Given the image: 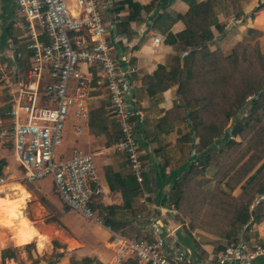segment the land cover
<instances>
[{"label":"built area","instance_id":"built-area-1","mask_svg":"<svg viewBox=\"0 0 264 264\" xmlns=\"http://www.w3.org/2000/svg\"><path fill=\"white\" fill-rule=\"evenodd\" d=\"M27 32L28 68L18 78L4 77L10 107L7 120L0 118V139L13 151L24 177L35 184L52 177L62 203L92 222L101 224L92 204L103 195L92 154L74 151L66 159L58 154L71 116L77 129L89 116L87 102L91 81L82 66L99 67L110 102V114L118 124L120 140L114 146L127 158L144 191L146 167L134 122L135 111L126 96L127 74L114 55L111 33L115 27L112 0H14ZM160 42L159 38L155 39ZM8 178L0 173V187ZM148 196H146L147 198ZM155 241L117 237L112 243L115 263L132 257L140 264H189L184 250L171 245L154 222ZM264 232V226H263ZM264 258V240L252 245L231 244L217 264L235 261L255 264Z\"/></svg>","mask_w":264,"mask_h":264},{"label":"crops","instance_id":"crops-1","mask_svg":"<svg viewBox=\"0 0 264 264\" xmlns=\"http://www.w3.org/2000/svg\"><path fill=\"white\" fill-rule=\"evenodd\" d=\"M0 1L2 5V14H0L1 52L8 48L9 42L15 39L18 29L22 26L17 20L19 13L15 1ZM118 1L121 0H114V2ZM152 1L134 0L142 6L150 5ZM188 10L189 6L182 0H171L168 6L164 10H160L159 13L165 12L176 20L170 32L177 34L186 27L182 17ZM129 12L130 10L126 8L120 14H114L115 23L122 21L129 15ZM157 12V10L142 11L138 19L130 23V30L133 32L131 40H128L127 33L118 34L116 30L111 33L114 55L124 70L130 71L127 74L130 89L126 99L135 111L134 122L140 142L142 160L146 167L144 191L138 192V183L132 174L126 156L117 152L114 148L116 143L110 142L107 138L113 135V133L108 134L111 129L114 128V140L120 131L117 122L110 114L109 96L107 97L106 94L107 89L101 70L99 67L82 66L84 74L91 81V93L87 102L89 120L87 123L82 120V128L79 131L77 129L78 118L75 116L69 118L64 131L65 138L60 148L66 147L70 154L68 153V156L61 155L68 159L74 151L92 154L96 163L99 182L103 188V195L99 197L95 211L96 215L102 219V223L93 222L94 226L90 229L91 232L87 234L90 238V250L85 252V248L81 246L77 252L80 253L82 259L92 257L104 264L105 261H110L113 256L109 255L110 253L107 251L106 253L99 251L96 249V245L105 241L107 243L109 237H114V240L119 236L128 239L137 238L136 236L113 232L105 225L106 222L109 224L118 222L131 226V228L141 229L144 238L147 239L148 236H152L155 240L158 237L154 234L152 226L156 222L161 227L164 238L171 242L172 246L184 250L189 264H217L218 256L231 244H235L236 239H239L240 243L245 242L248 245H252L258 240H264V223L254 224L248 229L246 227L237 236L232 237L234 240L216 237L204 239L197 234L196 229L191 227L189 223L179 221L175 215V207L171 202L174 181L179 177H185L186 170L194 162L195 156L191 151L192 144L180 142L183 135H186L191 129V123L189 120L185 121L181 113L182 110L176 109L177 104H180L179 85L173 84L166 91L161 90L168 82L166 75L182 69L185 58L191 50L188 49V53H184L186 48L182 44L168 45L166 43V36L162 34L160 28L153 26ZM19 17L21 18L20 15ZM217 18L218 22L222 23L220 17ZM213 27L216 28V26ZM212 30L214 32V28ZM156 38L160 39L159 43H156ZM26 56H28L27 49ZM159 67H163L165 72L155 77ZM101 108L108 111L111 124L104 120L101 125H94L93 131H91L90 114ZM3 146L5 144L0 142V164L2 161L5 162L0 173L6 175L9 169H13V166L16 171L17 165L21 169L11 148L6 145L8 149H5ZM106 173L111 178L112 190ZM6 177L9 181L13 175H6ZM20 186L25 189L22 185ZM25 190L31 194L28 189ZM20 192L14 191L12 193L15 194V197L11 202L17 203L21 200ZM146 196L148 197L146 198ZM19 220L13 219L15 228L4 229L10 234L18 233L21 230ZM33 228L36 229L35 226ZM25 245L27 244L18 245L14 237L12 244L11 242L2 244L0 249ZM118 264H122V261ZM229 264L241 263L235 261ZM255 264H264V258L257 259Z\"/></svg>","mask_w":264,"mask_h":264},{"label":"rangeland","instance_id":"rangeland-1","mask_svg":"<svg viewBox=\"0 0 264 264\" xmlns=\"http://www.w3.org/2000/svg\"><path fill=\"white\" fill-rule=\"evenodd\" d=\"M263 2L264 0H242L244 14L250 16L254 13V19L245 17L243 20H236V12L232 1L219 0L216 9V17L213 19L212 23V28H214V34L217 39L209 44V50L211 52L218 51L224 58H228L232 56L238 45H242L249 46V51L257 48L260 51V54L264 57V9H259L253 12L255 8ZM1 8L2 5L0 1V14H2ZM217 17H220L222 23L218 22ZM17 20L22 27L18 29L15 39H13L12 42H9L8 48L5 51L0 52L2 53L0 55V108L7 105L8 102L6 92L3 89L4 77L18 78L23 74L25 67L27 66L26 24L19 15H17ZM213 26H216V28ZM188 51V49H185L184 53H188ZM202 74L198 76L196 82L198 84L194 86V90L188 91V96L186 97L180 96V104L178 106L182 108L181 113L186 122L188 121V118L185 116L184 109L188 107L185 105L188 100H190L188 104H191V107H188L187 110H190V112L198 110L201 105L207 107L209 112L218 110L221 106L216 98L206 101L203 97H200V95L206 92V83L201 79L207 78L206 76H208ZM213 83L214 78L211 79V85H213ZM262 92V95H264V91ZM106 94L108 97L107 90ZM262 95L260 94L259 97ZM217 96L221 97V94L219 93ZM249 100L255 101L256 98H250ZM253 119H255V121H252ZM238 122L241 124L252 122L254 127L247 132L245 136L231 137V140L235 142L231 147L227 146V144L220 145L221 142L216 143L217 148L211 152L219 153V151L222 150L224 154L220 159L216 160V158H214V160L210 161L208 165L199 163L198 159L201 155L199 152L195 153L191 146V151L195 157L193 160L194 162L189 165L190 167L188 166L186 172L191 169V165H195L197 170L204 169L205 172L202 175L195 174L197 171L194 169V175L188 181V185L193 187L199 184V182L205 180L204 183H206V185L204 188L207 191H213V194L210 195V201H213L215 204L210 202V207L198 212L197 221H193L189 218H185L183 221H186L185 223H189L191 227L195 228L197 234L204 239L212 237L223 239L214 235L211 231L214 223L212 210L216 204L229 207L233 206L232 203L227 201L228 197L226 195L242 200L243 203L253 199L252 209L261 200L264 201V195L261 196L257 194L259 187L264 182V175L260 177L264 173V169L262 172H258L264 164V158L258 156L257 151L252 146L257 132L264 125V108L253 110L251 104L247 103L239 110L236 117L229 120L227 125L229 128L228 132L231 131ZM112 133L113 135L107 137L110 142L114 141V128L111 129L108 134ZM0 142L2 143L1 139ZM198 142L199 139L195 138V144ZM3 147L8 149L6 145ZM68 153L70 154V151L66 147L59 148L58 150L59 155L64 154L68 156ZM16 169L17 170L15 171L13 166V169L7 171L6 175H13V177L9 179L6 186L0 187V198L3 199L5 197V200L3 201H9L7 206L2 209L0 208L2 210H0V248L2 244H7L9 242L12 244L14 240L16 233L10 234L9 231H6L4 228H15V223L12 220L16 218H13L10 212L11 209L18 208H20L19 210L22 213V217L19 218V227H21V229L26 228L27 226L26 224H23V221L24 219L26 221L28 220L29 226H35L38 235L45 238L47 244L45 243L43 249H39V236H37L38 238L36 237L37 239H34L31 242L34 243L33 247L28 249L24 246L17 247L16 259L7 260L5 264H49L51 262H57V264H71V259L81 260L82 257L80 256V253L77 252V249L83 246L82 248H85V252L90 250V238L87 234L91 232L90 229L94 226V223L90 220H86L79 214L64 206L55 190L52 177L46 178L42 183L39 182L32 184L26 180L23 171L18 165L16 166ZM254 178L255 180H253ZM257 180L258 182L254 185ZM20 185L30 191V197L24 202L21 200L17 203L11 202L15 197V194L12 193H14V191L20 192ZM185 202V200L182 201L179 209L174 208L177 218L182 215ZM8 215L12 220L9 219ZM2 222H8L11 226L5 227ZM243 230L244 229H230L226 239L234 240L232 237L237 236L238 233ZM107 239V243L106 241L101 242L96 245V249L104 253L107 251V253H110L109 255L113 256L110 261H105L104 264H115L114 247L112 245L114 237H109ZM59 253H64V257L58 258L57 254ZM128 260L139 263L128 255V257L126 256L122 259V264ZM0 264H3L1 261V251Z\"/></svg>","mask_w":264,"mask_h":264},{"label":"trees","instance_id":"trees-1","mask_svg":"<svg viewBox=\"0 0 264 264\" xmlns=\"http://www.w3.org/2000/svg\"><path fill=\"white\" fill-rule=\"evenodd\" d=\"M171 0H153L148 6H142L141 4L134 2V0H121L114 3L111 10L114 14H120L126 8L130 10L129 15L123 18L122 21L115 24V29L118 34L127 33L128 40L133 38V32L130 30V23L138 19L142 11L151 12L157 10V16L154 20L153 26L160 28L163 35L166 36V43L168 45L182 44L186 49H190L191 52L185 58L184 67L182 69L170 72L166 75L168 82L163 90L166 91L173 84H178L179 96H188V91H193L194 86L197 85L198 76L208 75L207 78H202L206 83V92L200 95L206 101L211 99H217L221 106L218 110L209 112L207 107L201 105L198 110L190 112L187 110L191 107L188 104V100L185 105L188 106L184 109L185 116L191 123V130L181 139V143L189 142L192 144V148L195 153L199 152L201 157L198 159L199 163H208L214 158L220 159L224 152L222 150L219 153L211 152L217 148V144H227L231 147L234 145V141L231 137L245 136L254 126L253 123L241 124L238 122L234 128L228 132V122L231 118L237 116L239 110L250 103L253 110H259L264 108V95H259L264 91V57L260 54V51L256 48L249 51V46L238 45L232 56L224 58L220 52H211L209 50V44L213 43L217 38L212 30L213 19L216 17V9L219 0H182L189 6V10L182 17V21L185 24V29L177 34L170 32L174 19L165 12L159 13L160 10H164ZM236 12V20H243L245 17L254 19V13L250 16L244 14L242 9V0H231ZM259 9H264V2L261 3L253 12ZM222 29V28H221ZM30 53L27 56V66ZM165 72L163 67H159V71L154 75L160 76ZM214 78V83L211 85V79ZM173 79V82L171 80ZM208 79V81H207ZM221 97H218V94ZM250 98H256V100H249ZM201 104V103H198ZM177 104L176 109L182 108ZM10 107L5 105L0 108V118L7 120L9 117ZM255 117V115H254ZM111 124L109 120L108 111L104 108L93 111L90 114V128L93 131V127L101 125L103 121ZM252 121H255L253 119ZM120 132L117 138L113 142L117 143L120 140ZM195 138L199 139V142L195 144ZM216 144V145H215ZM253 148L257 151V155L264 158V125L257 132ZM212 147V148H211ZM5 166V162L0 164V171ZM264 166V164H263ZM263 166L258 172L263 171ZM190 167V166H189ZM194 169L197 171L195 174H204V169L197 170L195 165H191V169L186 172L185 177H179L174 181L172 188V205L179 209L183 200H185V206L182 210V215L178 216V219L183 221L185 218L197 221V213L210 207V195L213 191L205 190L204 181L191 187L188 185V181L193 177ZM249 169V168H248ZM109 173V172H108ZM106 176L109 181L111 190L113 189L111 178ZM264 173L260 176L262 177ZM256 178V177H255ZM255 178L253 180H255ZM252 180V181H253ZM259 180V179H258ZM255 182L254 185L258 182ZM138 193V192H137ZM258 195H264V182L257 191ZM227 201L232 203L233 206H224L216 204L212 210V217L214 220L212 226V233L220 238H226L230 229H247L254 224H262L264 222V201L261 200L254 208L253 199L246 203L242 200H238L234 197L226 195ZM214 203V202H213ZM215 204V203H214ZM92 208L96 211V204L93 203ZM204 207V208H203ZM113 232L122 233L127 236H136L139 240H146L149 242L155 241L154 237L148 236L147 239L143 237L142 230L137 228H131L118 222L105 224ZM236 244L240 243L239 239L235 240ZM34 246V243L25 245L26 249ZM17 247H7L1 250V261L3 264L7 260L16 259ZM58 258L64 257V253L57 254ZM49 264H57V262H51ZM71 264H103L96 258L86 257L81 260L71 259ZM124 264H140L132 260L126 261Z\"/></svg>","mask_w":264,"mask_h":264},{"label":"bare ground","instance_id":"bare-ground-1","mask_svg":"<svg viewBox=\"0 0 264 264\" xmlns=\"http://www.w3.org/2000/svg\"><path fill=\"white\" fill-rule=\"evenodd\" d=\"M20 189V191H21V201L22 202H24V201H26V200H28V198L30 197V194L28 193V192H26V190L25 189H23V188H19ZM8 197V196H7ZM5 198V197H4ZM2 199V198H0V208L2 209V208H4L5 206H7V203L9 202H7V201H3V200H5V199ZM8 200H9V198H8ZM21 203V202H20ZM11 206V205H10ZM8 208V207H7ZM0 209V210H1ZM20 208H18V209H11V215L13 216V218L15 217L16 219H19V218H21L22 216H21V211L19 210ZM22 209V208H21ZM5 210V209H4ZM2 211V210H1ZM8 217H9V215H8ZM11 217H9V219H10ZM10 220H12V219H10ZM22 220V219H21ZM13 221V220H12ZM20 221V220H19ZM4 225H5V227L6 226H11V224H9L8 222H6V223H4V222H2ZM11 223V222H10ZM14 224V223H13ZM23 224H26V228H24V229H21V230H19V232L18 233H16V235H15V240H16V242H17V244L18 245H24V244H29V243H31L37 236H39L38 235V233H37V231L35 230V228H33V227H31V225L29 226V222H28V220L26 221L25 219H24V221H23ZM31 224V223H30ZM45 243L47 244V242H46V239L45 238H43L42 236H39V240H38V248L39 249H43L44 248V246H45Z\"/></svg>","mask_w":264,"mask_h":264},{"label":"water","instance_id":"water-1","mask_svg":"<svg viewBox=\"0 0 264 264\" xmlns=\"http://www.w3.org/2000/svg\"><path fill=\"white\" fill-rule=\"evenodd\" d=\"M263 94V92L261 93V95Z\"/></svg>","mask_w":264,"mask_h":264}]
</instances>
